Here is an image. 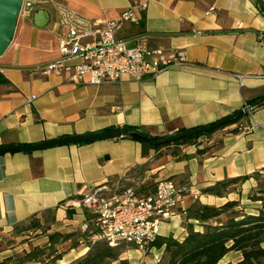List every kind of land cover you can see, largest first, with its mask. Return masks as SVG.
<instances>
[{
    "label": "crops",
    "instance_id": "obj_1",
    "mask_svg": "<svg viewBox=\"0 0 264 264\" xmlns=\"http://www.w3.org/2000/svg\"><path fill=\"white\" fill-rule=\"evenodd\" d=\"M56 1L89 18L114 20L143 0ZM42 9L49 11L50 19L38 27L34 15ZM42 9L18 16L10 44L0 56V74L6 79L0 82V146L39 144L118 127L166 138L212 125L264 97V13L257 0L151 1L139 13L138 23H126L117 39L133 47L138 37L146 36L151 48L184 51L186 62L155 78L136 81L124 75L102 85L71 81L74 70L44 73V66L61 58L63 29L51 5ZM238 75L244 76L243 85ZM251 117L245 115L241 123H250ZM252 119L257 126L250 134L232 133L237 127L233 124L201 138L200 148H210L203 156L196 154V145L175 146L174 156L167 147L158 150L129 137L1 154L0 232L42 214L54 232H82L92 216L79 205L81 197L98 185L115 190L126 186L132 180L128 174L146 163L150 166L144 181L171 178L179 188L200 191L196 196L188 192L179 210L198 203L221 204L202 190L264 168V106ZM255 185L253 179L247 181L243 195ZM195 229L202 227L195 224ZM160 236L182 241L187 236L184 220L163 223ZM88 250L83 248L75 259ZM164 255L163 248L143 254L130 247L114 264L130 257V264H158ZM242 258V253L232 252L220 264H236Z\"/></svg>",
    "mask_w": 264,
    "mask_h": 264
},
{
    "label": "built area",
    "instance_id": "obj_2",
    "mask_svg": "<svg viewBox=\"0 0 264 264\" xmlns=\"http://www.w3.org/2000/svg\"><path fill=\"white\" fill-rule=\"evenodd\" d=\"M151 1L154 0L134 3L114 20L86 17L56 0H22L19 15L30 16L51 5L63 29L59 45L61 58L44 66L45 74L61 75L74 70L71 81L93 85L115 83L124 75L142 81L158 77L186 62L184 51L151 48L146 36L138 37L133 47L117 39L126 23H138L139 13L146 11ZM212 11L214 9L208 14ZM261 39L264 41V36ZM85 40L91 42L85 43ZM76 59L79 62L71 63ZM237 78L243 85L244 76L238 75ZM255 110L253 108L248 114L252 115L250 123L240 128L242 134H250L257 126L252 119ZM188 192L195 196L200 194V191L179 188L170 179L158 181L155 193L147 197L137 196L130 186L117 190L105 185L94 186L79 200V205L92 216L81 230L92 233L91 242L104 241L111 247H133L147 254L161 235L163 223L187 217L188 211L179 210V207Z\"/></svg>",
    "mask_w": 264,
    "mask_h": 264
},
{
    "label": "trees",
    "instance_id": "obj_3",
    "mask_svg": "<svg viewBox=\"0 0 264 264\" xmlns=\"http://www.w3.org/2000/svg\"><path fill=\"white\" fill-rule=\"evenodd\" d=\"M257 3L264 13V2L257 0ZM0 82H6V79L1 74ZM254 103L252 102L250 105ZM262 106H264V103L257 108ZM244 117L205 134L183 139L172 144L157 146L156 148L161 150L167 147L175 156L177 152L172 150L173 147L196 145L198 147L196 154L198 156L206 155L210 152V148H200L203 144L200 139L210 137L215 132L233 124H237V127L232 130V133H238L242 125H244V123H241ZM129 138L145 142L138 137ZM153 138L157 140L163 139ZM160 156L161 153L157 154L156 158ZM149 166L150 164L146 163L134 168L127 178H133L136 175H141L144 178L146 172L149 171ZM251 179L256 181V185L244 196L242 186ZM170 180L172 179L170 178ZM130 187L134 188L137 196L147 197L155 193L157 182L142 181L141 183L130 185ZM202 193L215 196L221 200L224 199V201L218 205L198 203L187 210L188 215L184 219L187 236L182 241L173 237L159 236L151 245L152 249H164V258L158 264H220L224 257L232 252L242 253V260L236 264H264V168L251 175L217 182L203 189ZM232 194H235L236 198L231 199L230 195ZM36 217L37 215H34L28 220ZM28 220L17 224L14 229L18 232H23L41 227V222L34 220L32 226L24 228L22 225ZM194 223L201 226L202 230L197 231ZM91 236L92 233L53 232L49 236L48 246L26 252L16 264L33 262L49 264L54 261L57 262L61 259V255L55 256L58 251L57 246L74 241L73 247L75 248L79 244V242L75 241L76 238H80L87 243L89 251L71 264H113V262L121 258L122 250L126 248L125 246L111 247L104 241L91 242ZM1 264L9 263L5 261Z\"/></svg>",
    "mask_w": 264,
    "mask_h": 264
},
{
    "label": "water",
    "instance_id": "obj_4",
    "mask_svg": "<svg viewBox=\"0 0 264 264\" xmlns=\"http://www.w3.org/2000/svg\"><path fill=\"white\" fill-rule=\"evenodd\" d=\"M22 6V0H0V56L4 54L8 45L10 44L11 38L14 33L16 21L19 16ZM50 19V13L48 10H39L34 15L35 25L38 27L46 26ZM264 103V97L256 101L252 105H247L244 108L238 110L234 114L218 121L216 124L204 126L200 128H193L181 131L177 134H173L163 138L161 140L154 139L152 136L144 131L136 128L118 127L112 130L104 132L90 134V135H72L62 138L47 140L39 144H22V145H3L0 146V155L4 153L12 152H24V153H35L38 151L46 150L52 147L63 146V145H75V144H87L105 140H115L126 137H138L153 146H163L172 144L177 141L194 137L197 135L205 134L209 131L223 127L232 123L234 120L239 119L259 105Z\"/></svg>",
    "mask_w": 264,
    "mask_h": 264
},
{
    "label": "rangeland",
    "instance_id": "obj_5",
    "mask_svg": "<svg viewBox=\"0 0 264 264\" xmlns=\"http://www.w3.org/2000/svg\"><path fill=\"white\" fill-rule=\"evenodd\" d=\"M145 178V176H144ZM141 175H136V177L131 178L128 181L127 187L133 184L141 183L144 181ZM146 182V181H144ZM147 182H154V180H149ZM230 198H236L235 194L230 195ZM224 200L218 201L223 202ZM34 220H39L41 222V227L39 229H30L23 232H18L13 229L8 232H0V264L7 261L9 264H16L26 252H30L35 248H44L49 245V236L53 234L54 231L51 230L50 220L46 215H38L35 219H30L25 222L22 226L28 228L33 225ZM75 240V239H74ZM79 242L77 247H73V242H67L62 245L57 246V255H61V259L57 262H52L49 264H71L77 259L79 254L83 251V248H89L88 244L83 242L80 238H76ZM136 249V248H135ZM127 248H123L122 252H126ZM89 251V250H88ZM87 251V252H88ZM124 256V255H123ZM122 257V256H121ZM80 258V257H79ZM78 258V259H79ZM120 260V259H119ZM132 258H127L125 260L119 261L117 264H130ZM116 262V261H115ZM113 262V264L115 263ZM47 263V262H46ZM28 264H45V263H28Z\"/></svg>",
    "mask_w": 264,
    "mask_h": 264
}]
</instances>
